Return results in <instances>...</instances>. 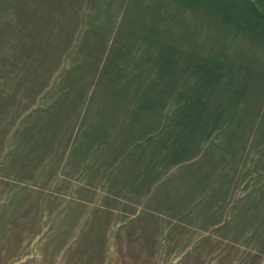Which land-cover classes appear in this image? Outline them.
Returning a JSON list of instances; mask_svg holds the SVG:
<instances>
[{
  "label": "rangeland",
  "instance_id": "rangeland-1",
  "mask_svg": "<svg viewBox=\"0 0 264 264\" xmlns=\"http://www.w3.org/2000/svg\"><path fill=\"white\" fill-rule=\"evenodd\" d=\"M3 147L0 264H264V0H0ZM112 166L183 255L64 247L65 201L110 198ZM17 205L54 245L14 239Z\"/></svg>",
  "mask_w": 264,
  "mask_h": 264
},
{
  "label": "crops",
  "instance_id": "crops-1",
  "mask_svg": "<svg viewBox=\"0 0 264 264\" xmlns=\"http://www.w3.org/2000/svg\"><path fill=\"white\" fill-rule=\"evenodd\" d=\"M3 154H6V151L4 152V147L1 148L0 157ZM116 163L119 166L123 164L122 162ZM3 164L5 165L6 173V159L4 162L0 161V168H2ZM109 171L110 168L106 172V175H100L98 180L101 177L103 178L101 185L102 187H105L106 192L109 191L111 195L110 198L105 196L104 198L102 197V201H100L101 203H89L85 200H69V202L64 199L66 201L61 211L62 221L59 223L63 224L62 231L64 233V238L69 241L64 244V247H70L71 250H74L73 256L86 254L100 256H129L133 254H150L145 250L150 247V243L151 246H154L153 243H156L160 248V251H158V253L156 252V254L165 255L166 243L169 240L170 242H173L175 246L173 252H171L172 255H183L184 244L182 235H177L175 232L173 238L167 236V222L165 219H162L163 213H158L151 209L152 207L149 205H145L146 201L144 199L139 200L140 203L136 205L129 206L127 204L129 201L127 194L132 187L130 186L131 182H128L129 177L124 178V182H120L117 178V168L112 166L110 173ZM107 175L109 176L107 177ZM12 178L17 179L18 181H23L18 173H15V175L13 174ZM15 185L18 186L15 187V191H20L22 185ZM29 185L32 186L33 184ZM106 187L108 189H106ZM117 191L122 192V195L120 196H122L121 198H123L124 201H116L115 199H112L114 195L119 194ZM148 192L149 191H146L143 197H145ZM25 209H28V212H26ZM36 211L37 208L33 205H17L14 211V220H12V225L14 226H12L11 229L8 228V232L14 233V239H23L21 234L23 229H25L31 234L28 239L36 241L39 238H45L52 241V245H54V236H44L41 238L42 221L39 220V214L36 215ZM26 220L30 223V226L24 228L23 225ZM6 223L8 225L10 224L8 221ZM52 225L53 228L50 227L49 230L54 233L57 227L55 224ZM26 237L27 236H25V238ZM79 238L81 239V243H79L81 244L80 246H78V242L76 241V239ZM125 241H127V243H125L124 246L123 242ZM133 243H135V247L132 246ZM134 248H138L137 253L132 251ZM107 249H110L111 251L108 252L106 251ZM124 250L127 252H124ZM104 262L105 260L102 264H104Z\"/></svg>",
  "mask_w": 264,
  "mask_h": 264
}]
</instances>
